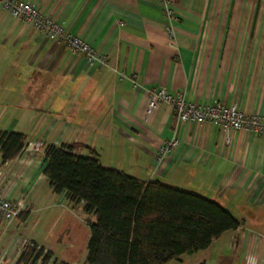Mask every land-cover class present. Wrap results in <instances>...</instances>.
<instances>
[{
	"label": "crops",
	"instance_id": "obj_1",
	"mask_svg": "<svg viewBox=\"0 0 264 264\" xmlns=\"http://www.w3.org/2000/svg\"><path fill=\"white\" fill-rule=\"evenodd\" d=\"M21 1L86 41L106 63L89 65L0 7V131L20 133L27 144L63 145L142 182L196 194L240 222L205 250L166 264H264V134L179 123L163 104L146 115L148 91L164 90L187 103L219 101L264 116V21H241L228 0H167L171 21L157 0ZM174 139L178 146L157 165L159 147ZM43 152L30 147L14 160L0 159V194L26 214L23 222L0 220V253L23 241L6 238L11 227L37 214L47 223L24 240L51 253L47 264H67L38 240L54 232L48 217L64 224L80 213L89 224L95 216L53 192Z\"/></svg>",
	"mask_w": 264,
	"mask_h": 264
},
{
	"label": "trees",
	"instance_id": "obj_2",
	"mask_svg": "<svg viewBox=\"0 0 264 264\" xmlns=\"http://www.w3.org/2000/svg\"><path fill=\"white\" fill-rule=\"evenodd\" d=\"M25 144L24 135L0 131L1 161L14 160ZM43 155V175L53 192L65 193L70 203H83L85 213L95 216L84 264H166L205 250L240 226L213 201L159 182H142L69 147L49 144ZM25 216L17 219L23 222ZM51 258L31 243L16 264H47Z\"/></svg>",
	"mask_w": 264,
	"mask_h": 264
},
{
	"label": "built area",
	"instance_id": "obj_3",
	"mask_svg": "<svg viewBox=\"0 0 264 264\" xmlns=\"http://www.w3.org/2000/svg\"><path fill=\"white\" fill-rule=\"evenodd\" d=\"M163 8L165 16L171 21L175 12L167 0H157ZM0 7L8 11L10 16L31 25L38 33L48 40H54L62 44L72 54H80L89 65L105 64V57L98 54L86 41L67 32L58 22L41 14L30 4L21 0H0ZM122 77H125L122 75ZM135 77H130L133 87H137ZM146 115H150L158 106L166 105L172 110L179 123H196L210 125L223 133L246 131L253 135L264 134V116L245 114L236 105H225L223 102L212 101L208 104L187 103L182 95L171 96L164 90H149ZM27 144V143H26ZM24 149H45L40 143L32 145L28 143ZM178 146L174 139L162 143L155 155L157 165H161L163 158ZM21 151V152H22ZM21 213V207L16 202L0 194V220L5 223L15 221ZM28 241L23 240L21 248Z\"/></svg>",
	"mask_w": 264,
	"mask_h": 264
},
{
	"label": "rangeland",
	"instance_id": "obj_4",
	"mask_svg": "<svg viewBox=\"0 0 264 264\" xmlns=\"http://www.w3.org/2000/svg\"><path fill=\"white\" fill-rule=\"evenodd\" d=\"M227 3L228 5L232 3L233 14L243 19L241 21H264V0H228ZM48 218L50 223L47 227L51 231L54 229V232L48 240L46 239L47 241L42 239L43 237L38 240H41L44 247L50 248L59 261L81 264L86 256L87 240L90 237L89 224L83 223L84 219L80 213L65 220L64 224L57 218L52 219L51 216ZM42 223L46 224L47 219L35 214L25 225H13L7 232L6 238L29 239L36 230L42 229ZM20 244H17V247L16 245L8 247L9 249L0 253V264H14L17 254L21 255L23 249ZM30 244L28 242L25 247H30Z\"/></svg>",
	"mask_w": 264,
	"mask_h": 264
}]
</instances>
